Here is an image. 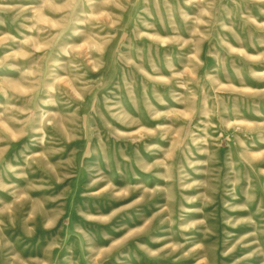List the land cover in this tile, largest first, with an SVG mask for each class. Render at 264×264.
<instances>
[{
    "label": "rangeland",
    "instance_id": "374dc122",
    "mask_svg": "<svg viewBox=\"0 0 264 264\" xmlns=\"http://www.w3.org/2000/svg\"><path fill=\"white\" fill-rule=\"evenodd\" d=\"M0 264H264V0H0Z\"/></svg>",
    "mask_w": 264,
    "mask_h": 264
}]
</instances>
